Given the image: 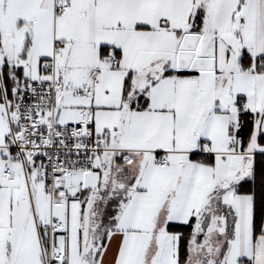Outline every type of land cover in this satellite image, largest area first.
Returning <instances> with one entry per match:
<instances>
[{"label":"crops","instance_id":"0c3cea01","mask_svg":"<svg viewBox=\"0 0 264 264\" xmlns=\"http://www.w3.org/2000/svg\"><path fill=\"white\" fill-rule=\"evenodd\" d=\"M65 3L70 9L57 14ZM191 32L201 34L196 56L213 58L214 69L179 68L180 44ZM51 61L55 72L45 69ZM6 65L15 97L29 82L62 83L58 124L77 123L91 108L107 150L86 181L98 186L109 177L133 191L105 231L86 222L79 193L59 203L66 204L63 216L48 198L50 212L41 219L34 185L31 193L23 166L22 173L5 148L0 100V264H43V254L58 251L65 264H179L180 235L167 226L191 220L189 264H200L207 251L198 230L216 250L207 264H264L254 192H237L254 179L264 154V0H0V70ZM92 69L99 84L88 97L81 88ZM243 111L253 115L246 146ZM204 141L212 151L205 157ZM161 156L165 167L157 164ZM52 220L65 228L50 236Z\"/></svg>","mask_w":264,"mask_h":264},{"label":"built area","instance_id":"2783aa9c","mask_svg":"<svg viewBox=\"0 0 264 264\" xmlns=\"http://www.w3.org/2000/svg\"><path fill=\"white\" fill-rule=\"evenodd\" d=\"M69 9V4H60L56 7V13L64 14ZM109 59L115 63L117 53H110ZM45 69L55 72L57 66L51 61L45 65ZM98 84L99 72L92 69L81 91L90 97ZM0 87L9 128L5 148L15 161L22 164L31 193L33 183L29 173L36 168L43 171L45 182L42 192L52 205L83 191L84 181L91 177L99 155L107 150L106 139L94 133L93 110L84 108L77 123L58 124L57 104L64 90L58 79L29 82L13 100L7 96L1 76ZM245 105L240 103L239 108L245 109ZM202 148L203 157L212 153L209 142L204 141ZM157 164L165 167L168 160L161 156L157 158ZM64 228V222L52 220L50 236ZM67 261L68 257L62 251L54 252L49 257L43 254V264H65Z\"/></svg>","mask_w":264,"mask_h":264},{"label":"rangeland","instance_id":"374dc122","mask_svg":"<svg viewBox=\"0 0 264 264\" xmlns=\"http://www.w3.org/2000/svg\"><path fill=\"white\" fill-rule=\"evenodd\" d=\"M7 133L9 134V129H7ZM14 166L19 167L22 171L21 163L17 162V164H15ZM118 174H120L119 171L116 175ZM29 175L34 185L35 196L39 204V214L40 218L42 219L46 216V214L48 215V213L50 212L48 197L42 192V188L45 182L44 174L41 168H36L35 170L30 171ZM109 175H111V171H109ZM86 180L84 181V183L87 182ZM25 181L26 180L24 178V183ZM122 184L123 183L121 182V180H111L109 177L105 182L102 183V185L92 186L89 181L86 183V187L90 188L91 190L89 195L83 201L81 200L80 208L87 223L92 220L93 226L95 228H101L104 231L107 230V228H110L108 227L110 219L119 214V212L123 208L124 203L127 201L128 196H130V193L133 191V187L128 188L127 186H125V184L123 187ZM27 193L28 195H25L26 198H28V196L30 197L28 190ZM22 196L23 195H21V192H18L16 194V208L19 205L18 197ZM73 197H76L75 194L73 195ZM69 198H66L65 201H67ZM53 211L55 215L63 216L67 212L66 204H55ZM198 233L200 235L197 237V241L206 244L207 250L202 256V261L200 264H207L208 262H210L212 257L216 255V250L208 242V235L206 234V230H198Z\"/></svg>","mask_w":264,"mask_h":264},{"label":"trees","instance_id":"16d2710c","mask_svg":"<svg viewBox=\"0 0 264 264\" xmlns=\"http://www.w3.org/2000/svg\"><path fill=\"white\" fill-rule=\"evenodd\" d=\"M203 18L202 13H199L196 17V28L195 30L199 31L201 28ZM242 65L245 68L250 67L252 63V58L249 53L244 52L242 56ZM13 68L6 65L0 70V74L3 78L7 96L10 100L15 98L12 87L14 85L15 77L11 75ZM182 74H187L184 71ZM190 74V73H189ZM12 85V86H11ZM1 94V87H0ZM2 101V97L0 96ZM242 125L240 128V136L242 138L243 145L246 146L253 133V115L249 112H242ZM258 142L264 146V133H261L258 137ZM91 189H84L79 192V196L83 201L87 195L90 193ZM239 193H252L255 195V222L257 225L262 224L264 220V154H259L256 157L255 164V177L253 180H248L240 184L237 188ZM169 232H174L180 235L179 242V264H189L190 257V242L194 231V221L191 220L188 223H169L167 226Z\"/></svg>","mask_w":264,"mask_h":264},{"label":"water","instance_id":"95a60500","mask_svg":"<svg viewBox=\"0 0 264 264\" xmlns=\"http://www.w3.org/2000/svg\"><path fill=\"white\" fill-rule=\"evenodd\" d=\"M201 38L197 32L186 33L178 51L179 68L191 70H212L215 61L210 57L196 56V50Z\"/></svg>","mask_w":264,"mask_h":264}]
</instances>
